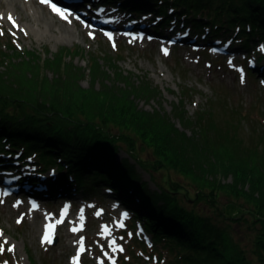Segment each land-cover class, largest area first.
<instances>
[{
  "label": "rangeland",
  "instance_id": "rangeland-1",
  "mask_svg": "<svg viewBox=\"0 0 264 264\" xmlns=\"http://www.w3.org/2000/svg\"><path fill=\"white\" fill-rule=\"evenodd\" d=\"M42 1L71 18H64L63 23L72 33H44L36 27L32 30L23 16L19 18L12 10L5 13L0 7V70L14 74L23 67L34 73L38 70L43 81L60 77L72 81L75 77L73 91H130L127 101L150 118L156 115L162 120L190 161L192 154L188 149L197 150L201 166V160L207 162L211 157L214 167L206 168L207 180L226 185L230 192L219 188L214 204L210 203L216 209H207L209 203L202 202L203 207L210 220L225 230L221 237L225 249L231 246L240 260L245 258L244 264H263L254 250L259 224L247 213L240 215L245 209L250 210L246 202L249 198L241 194L246 199H238L239 207L229 203L235 198L234 180L221 164L225 159H239L248 167L251 165L250 169L264 173V45L252 41L245 49L225 36L220 37L222 40L213 37L205 41L207 30L193 32V36H181L190 35L188 29H175V33L170 28L159 30L152 24L146 5H140V16H131L118 12L115 7L120 2L115 0L111 5L114 8L104 4L107 11L98 14V0H86L90 5L83 4L82 10L89 9L95 16L93 22H87L69 8L64 11L51 0ZM27 7L31 10L33 5L27 2ZM101 18L109 22L102 24ZM100 24L104 26H97ZM218 46L223 47V52L215 49ZM25 76L35 79L31 72ZM146 155L140 152L142 158ZM116 156L135 163L125 146L119 148ZM259 157L261 164L257 162ZM11 162L10 167L0 163V264L202 263L175 262L173 252L154 249L141 224L135 223L130 211L106 189L92 194L57 192L49 199H39L33 192L36 188L25 189L23 179L12 176H18L22 169H33L34 159L19 162L13 157ZM135 169L154 190L156 184L149 172L138 164ZM152 175L157 181L162 176L160 172ZM172 177L190 196L196 192L187 177L176 173ZM26 181L33 185L32 180ZM16 184L19 189L12 192ZM31 206L37 208V214L30 211ZM63 206L69 209L66 216L60 213ZM69 223H73L76 232L65 236Z\"/></svg>",
  "mask_w": 264,
  "mask_h": 264
},
{
  "label": "trees",
  "instance_id": "trees-1",
  "mask_svg": "<svg viewBox=\"0 0 264 264\" xmlns=\"http://www.w3.org/2000/svg\"><path fill=\"white\" fill-rule=\"evenodd\" d=\"M118 1L117 11L131 16H140V5H146L148 15L153 17L149 19L159 30L188 29L190 36L207 30L205 41L225 36L245 49L252 41L264 45V0ZM79 3L82 9L83 4L90 5L86 0ZM113 3L115 0H98L95 4H107L110 9L114 8ZM78 6L73 8L78 10ZM17 72L0 70V154L5 153L0 156V163L10 167L13 157L19 162L34 159L35 165L31 164L33 169L25 179L32 180L39 190L33 192L39 199H49L57 192L92 194L103 188L130 211L135 223L141 224L153 248L161 253L173 252L175 262L246 263L231 246L225 249L221 239L225 230L218 228L206 213L209 208L216 209L211 204L219 188L230 192L226 185L207 180L206 168L214 167L211 157L205 159L210 164L201 160V166L197 150L188 149L192 154L190 161L162 120L156 115L155 119L150 118L127 101L130 91H73L75 77L72 81L60 77L45 79L46 82L40 80L38 70L34 73L23 67ZM29 72L35 79L25 76ZM261 74L264 76L263 67ZM121 146L126 147L135 163L127 158L117 159ZM140 152L147 155L142 158ZM260 157L257 162L261 164ZM135 164L149 172L156 184L154 190L141 180ZM250 166L239 159H225L221 164L234 180L235 198L229 203L239 207L238 199L245 198L242 195L249 198L245 199L250 210L245 209L240 215L247 213L259 224L254 250L264 264V173ZM157 172L162 174L159 181L152 175ZM46 173L51 174L42 177ZM172 173L191 180L196 192L190 196ZM202 202L209 203L207 209Z\"/></svg>",
  "mask_w": 264,
  "mask_h": 264
},
{
  "label": "bare ground",
  "instance_id": "bare-ground-1",
  "mask_svg": "<svg viewBox=\"0 0 264 264\" xmlns=\"http://www.w3.org/2000/svg\"><path fill=\"white\" fill-rule=\"evenodd\" d=\"M26 1L33 5L31 10H28ZM57 6L58 8L64 11L68 10L65 7L62 8V6H59V5ZM0 7L5 9V13H7L8 10H12L19 15L18 16L19 18L23 16L24 19L26 20L28 27L31 28L32 30L35 29L36 27L38 31H41L44 33H48V31L52 33L60 32L62 33V35H70L72 33V30L70 29V27H68L65 23H63L64 18H67V17L70 18V17L66 16L65 14H61V11L53 10L49 5H46L45 2L42 0H39V1H36V0H0ZM103 11H107V10H103ZM78 13L82 15V17H84L85 19H87L86 16H88L89 21H92V22L94 21L93 20V18L95 17L94 14H91L88 11L87 12L82 11ZM68 21H71V18ZM100 21L102 24L109 22V20L103 19V18H101ZM34 25H37L38 27ZM131 26L132 25H124V27H129V28ZM22 170H23L22 173H19L18 176H15V175H12V176H14L16 179L18 178V180L23 179L24 182L21 181V184L22 186H24L25 189L28 188L32 190L33 188H36L35 185H30L28 181L25 182L26 175L30 173L31 167H30V170L28 171L26 169H22ZM50 174L51 173H46L42 177L45 178L49 176ZM0 183H2L1 180H0ZM30 211H32L33 214L38 213L37 208L35 206H31ZM70 232H76V229L73 223H69L65 236L69 235Z\"/></svg>",
  "mask_w": 264,
  "mask_h": 264
}]
</instances>
